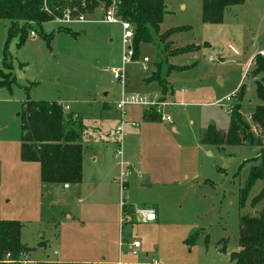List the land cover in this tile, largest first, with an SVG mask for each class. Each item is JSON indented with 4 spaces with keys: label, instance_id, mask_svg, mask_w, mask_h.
I'll return each mask as SVG.
<instances>
[{
    "label": "rangeland",
    "instance_id": "374dc122",
    "mask_svg": "<svg viewBox=\"0 0 264 264\" xmlns=\"http://www.w3.org/2000/svg\"><path fill=\"white\" fill-rule=\"evenodd\" d=\"M164 3L168 14L160 33L191 30L162 44L152 30L153 42H141L125 66L123 29L102 21L100 10L84 15L90 21L44 24L45 34L55 32L50 41L28 29L21 46L19 37H8L9 21L0 19V71L13 82L11 89L0 88V219L21 223L30 262L232 264L230 255L240 248L239 218L257 212L252 200L264 190L263 176L241 207L240 190L259 147L217 148L203 138L211 125L229 128L228 103H216L226 97L236 103L241 86L242 119L259 134L251 114L262 104L264 83L253 75V60L264 51V0L228 8L219 23L202 21L203 0ZM192 45L201 47L168 56ZM116 70L124 71V85L114 79ZM155 73L165 94L158 82H148ZM122 93L174 103L163 110L171 122L160 116L148 120L138 106H127L123 115L117 110ZM28 99L68 105L66 119L80 114L74 121L84 126L82 180L70 189L43 183L39 165L20 158V114ZM121 202L153 207L157 220L122 226ZM134 240L141 245L136 256Z\"/></svg>",
    "mask_w": 264,
    "mask_h": 264
},
{
    "label": "trees",
    "instance_id": "16d2710c",
    "mask_svg": "<svg viewBox=\"0 0 264 264\" xmlns=\"http://www.w3.org/2000/svg\"><path fill=\"white\" fill-rule=\"evenodd\" d=\"M245 0H203L202 21L208 23L222 22L228 8L242 5ZM113 6V0H0V19L9 21L8 37H19L18 46L27 39L28 29L39 33L45 40L53 39L55 32L45 34L43 25L62 20L66 12L73 16L91 15L95 10L106 13ZM117 16L133 26V47L135 50L141 42H153L151 31L158 35L159 43L167 38L189 32L191 27L181 26L160 33V27L168 14L164 0H116ZM89 21L91 19H88ZM59 32L72 33L69 28L60 27ZM74 35V33H72ZM201 46L192 45L175 48L168 56L198 50ZM163 50L168 52L166 46ZM6 53V49H5ZM6 57V54L4 55ZM253 75H261L264 83V57L257 55L253 60ZM159 74V73H158ZM153 74L149 81L159 83L165 94L168 89L164 81ZM12 82V81H11ZM0 71V88L11 89V83ZM241 86L236 93L233 110L230 113V126L226 131L211 125L204 134L203 141L217 148L228 145L251 144L259 147L256 158L249 160V167L244 186L240 190V204L245 200L257 181L264 176V92L259 85V104L251 114V120L259 130L255 135L242 119V102L244 91ZM155 111L145 113L146 119L157 117ZM21 117L20 158L23 162H35L40 166V180L43 183L78 184L82 180L83 171V124L75 126L76 118L69 114L65 118L61 104L55 101L26 100L23 102ZM80 128V129H79ZM79 129V130H78ZM252 207L257 211L254 215L245 214L239 218V250L232 252V264H264V190L252 200ZM260 207V209H257ZM130 207L123 204L122 212ZM22 225L18 221L0 219V264H14L30 249L21 242ZM195 235L190 238L194 241ZM226 251V244L220 248ZM9 255L10 258L7 256ZM35 264H84L75 262H37ZM107 264V263H102Z\"/></svg>",
    "mask_w": 264,
    "mask_h": 264
},
{
    "label": "built area",
    "instance_id": "2783aa9c",
    "mask_svg": "<svg viewBox=\"0 0 264 264\" xmlns=\"http://www.w3.org/2000/svg\"><path fill=\"white\" fill-rule=\"evenodd\" d=\"M115 2L116 0H113V6L110 7V9L104 13V16L102 18V21L105 23H111V24H119L121 25L123 29V44L125 45V52L123 53L122 56V64L123 66L130 64L135 56V50L133 47V26L130 22L122 20L117 16V9L115 8ZM72 14L68 11V13L65 16V19L63 20H58V22L63 23V24H70V23H76V22H85L89 21L84 18V16L78 17V19L74 20L72 19ZM35 33L32 32L31 36H34ZM128 46V47H126ZM128 48V49H127ZM260 56L264 57V51H260L259 53ZM148 58H144L143 60V66H145L146 63H148ZM114 74V79L120 81L123 85L125 84V73L123 70H116L113 72ZM237 93V92H236ZM228 103V112L231 113L233 110V104L232 102V97H226L223 100H219L216 104L220 106H224V103ZM174 105V103H170L164 100H156V99H151L146 96L142 95H126L125 93H122L121 100L117 104V110L120 111L123 115L125 114V109L127 106H138L142 110L146 112H151L155 111L160 118L166 122H171V118L169 116H163V110L167 106ZM64 110H69V107L66 106L63 108ZM117 135L122 138L123 136V124L117 128L116 131ZM121 144L118 146L120 147ZM118 150V154L121 156L122 152L121 150ZM123 167V165L121 164ZM125 182H123L124 184ZM64 188H68V185H65ZM137 220L139 223L142 224H148L151 222H155L157 220V213L155 211V208L153 207H132L129 209L128 212L123 211L121 214V225H131L133 222ZM141 245L139 241H133L131 243V254L136 256L138 254V250L140 249ZM8 258L9 255L7 256ZM27 254H23L21 259L19 261H12L14 264H35L30 262L27 259ZM155 264V262H154Z\"/></svg>",
    "mask_w": 264,
    "mask_h": 264
},
{
    "label": "crops",
    "instance_id": "0c3cea01",
    "mask_svg": "<svg viewBox=\"0 0 264 264\" xmlns=\"http://www.w3.org/2000/svg\"><path fill=\"white\" fill-rule=\"evenodd\" d=\"M58 23H60V22H58ZM62 24V23H61ZM160 29H161V27H160ZM263 51V50H262ZM62 106V109H63V105H61ZM68 106V105H67ZM66 107V106H65ZM69 107V106H68ZM64 110V109H63ZM69 111V110H68ZM146 112V111H145ZM70 114H73L74 115V117L75 118H77V116H79L80 114H78V113H70ZM173 130L174 131H176V128L175 127H173ZM39 165V164H38ZM39 176H40V166H39ZM65 186V185H64ZM123 186H124V184H123ZM65 189H70V187H68V188H65ZM123 202H121V213H122V206H123ZM121 220V219H120ZM27 257H28V254H27ZM49 262V261H48ZM50 262H52V261H50ZM62 262H66V261H61V262H55V263H62ZM75 263H84V264H89V263H87V262H75ZM102 263H107V262H102ZM110 264H114V262H110ZM118 264H120V263H118Z\"/></svg>",
    "mask_w": 264,
    "mask_h": 264
}]
</instances>
